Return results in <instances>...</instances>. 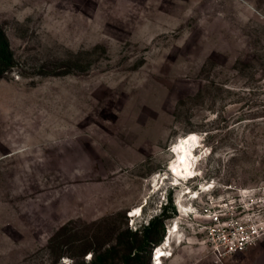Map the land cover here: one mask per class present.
Returning a JSON list of instances; mask_svg holds the SVG:
<instances>
[{
  "label": "rangeland",
  "instance_id": "obj_1",
  "mask_svg": "<svg viewBox=\"0 0 264 264\" xmlns=\"http://www.w3.org/2000/svg\"><path fill=\"white\" fill-rule=\"evenodd\" d=\"M0 30V264H152L175 226L163 264H264V236L214 257L200 214L264 219V0H0Z\"/></svg>",
  "mask_w": 264,
  "mask_h": 264
},
{
  "label": "built area",
  "instance_id": "obj_2",
  "mask_svg": "<svg viewBox=\"0 0 264 264\" xmlns=\"http://www.w3.org/2000/svg\"><path fill=\"white\" fill-rule=\"evenodd\" d=\"M213 183L207 182L205 187ZM213 188L214 184L205 192L213 191ZM197 190L199 191L200 187ZM198 198L199 196L193 199ZM245 209L243 202L231 201L223 196L220 201L211 196L205 201V206L201 207L200 214L209 220L203 228L206 243L211 254L217 259L242 252L264 236V219L244 218V215L240 214Z\"/></svg>",
  "mask_w": 264,
  "mask_h": 264
},
{
  "label": "bare ground",
  "instance_id": "obj_3",
  "mask_svg": "<svg viewBox=\"0 0 264 264\" xmlns=\"http://www.w3.org/2000/svg\"><path fill=\"white\" fill-rule=\"evenodd\" d=\"M199 147L198 145V141L197 138L193 135V134H189L185 137H182L178 140L177 144L174 146V153L177 154L179 157V164L178 167L180 168L179 171L183 172V181L180 180L181 184L184 186L187 181L189 179L194 178V169L192 168L193 166V161H192V157L194 155V152L196 151V149ZM183 164V162H185ZM190 163V164H188ZM184 165V166H183ZM180 177V176H179ZM163 180H167V177L162 178ZM179 181V180H178ZM160 182V180H159ZM159 182L157 181V183L159 184ZM180 183L178 184V186H180ZM157 184V186H158ZM163 186V185H162ZM176 186V188L178 189L179 187ZM213 186V184H209L208 187L204 186V191L203 189L199 190L198 192H196L194 196L191 197L195 198L198 197L200 192L203 193L207 190H209L211 187ZM162 189V188H161ZM188 188L183 189V193L179 194V199L182 200L184 199V197L186 195H191L194 194L195 191H191V190H187ZM187 190V191H186ZM178 205L180 207V214L183 213H189V211L184 208L181 205V201L178 202ZM143 206H138L136 208V212L134 213V215H137V218L140 216L141 210H142ZM176 233H178V227L175 226V229L173 230H169L166 232V237L163 240L161 245H158L155 249L152 250V256H151V260H152V264H163V260L171 258L173 255L170 253V249H171V239L176 237ZM181 241H179L178 244H180Z\"/></svg>",
  "mask_w": 264,
  "mask_h": 264
},
{
  "label": "trees",
  "instance_id": "obj_4",
  "mask_svg": "<svg viewBox=\"0 0 264 264\" xmlns=\"http://www.w3.org/2000/svg\"><path fill=\"white\" fill-rule=\"evenodd\" d=\"M9 66H11V52L9 50L8 42L0 30V76ZM150 223L153 225V221ZM146 232H149V230Z\"/></svg>",
  "mask_w": 264,
  "mask_h": 264
},
{
  "label": "crops",
  "instance_id": "obj_5",
  "mask_svg": "<svg viewBox=\"0 0 264 264\" xmlns=\"http://www.w3.org/2000/svg\"><path fill=\"white\" fill-rule=\"evenodd\" d=\"M152 256V255H151ZM152 261V260H151Z\"/></svg>",
  "mask_w": 264,
  "mask_h": 264
}]
</instances>
